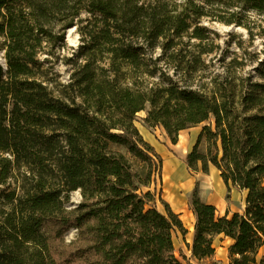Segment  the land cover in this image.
<instances>
[{
	"label": "trees",
	"instance_id": "obj_1",
	"mask_svg": "<svg viewBox=\"0 0 264 264\" xmlns=\"http://www.w3.org/2000/svg\"><path fill=\"white\" fill-rule=\"evenodd\" d=\"M83 1L103 19L101 30L89 35L102 47L83 45L84 63L57 92L38 75L41 44L52 33L36 19L62 1L0 0L6 61L5 72L0 67V186L11 179L19 183L0 191V205L8 208L0 212V264H182L171 235H185L186 229L160 192L148 190L160 178L162 160L135 126L141 111L173 144L180 131L208 123L186 155L187 168L207 173L211 165L226 187L245 192L243 211L222 216L193 193L191 256L211 257L214 238L223 235L232 241L229 264H261L256 256L264 246V83L204 93L170 81L139 91L118 77L123 66L140 71L145 48L158 47L160 40L165 52L175 51L184 37L205 39L195 20L249 30L248 13L264 15V0H185L172 9L165 0ZM104 60L107 68L99 63ZM75 191L81 201L67 209ZM70 229L76 235L66 241Z\"/></svg>",
	"mask_w": 264,
	"mask_h": 264
},
{
	"label": "rangeland",
	"instance_id": "obj_2",
	"mask_svg": "<svg viewBox=\"0 0 264 264\" xmlns=\"http://www.w3.org/2000/svg\"><path fill=\"white\" fill-rule=\"evenodd\" d=\"M61 1L55 10L48 12L39 22L36 19L37 26L42 25L46 31L52 33V39L44 40L41 44L42 51L38 58L41 68L38 75L49 88L57 92L67 86L76 69L84 63L81 54L84 51L82 46L93 43L94 50L102 47L100 40L92 41L89 35H96L103 26L100 22L103 19L98 14L90 12L86 1L81 0L78 4H75L77 1L73 0ZM64 1L68 3H63ZM138 1L146 3L152 0ZM165 1L171 2L168 7L172 9L185 0ZM247 20L249 30L235 25L226 26L210 18L195 20V24L204 29L205 39L199 41L184 37L178 42L175 51L172 48L165 52L161 48L164 41L160 40L158 47L145 48L144 66L141 70H130L123 66L118 82L135 90L149 91L164 87L172 81L179 86L191 87L204 93L210 90L223 91V89L237 92L242 90V86L246 88L255 82L264 83V15L251 11L247 15ZM172 51L175 53L177 51L176 60L180 63L168 57ZM107 61L99 63L107 68ZM192 63L193 69L190 68ZM0 67L5 72L4 38L1 36ZM108 76L109 79L114 77L110 71ZM66 91L69 94L72 93L71 89ZM145 116V111L137 113L135 126L143 139L154 145V149L162 160L160 178L155 176L148 190L160 192L163 201L169 194H175L186 199L187 205L193 193H196L201 201L213 204L219 215L223 212L229 214L243 211L245 192L231 185L226 187L216 168L210 165L207 173H203L200 167L193 171L185 164L186 155L195 144L201 128L208 123H200L180 131L177 142L173 144L164 128L160 125L149 126L143 120ZM204 150L205 144H202L201 151L204 152ZM121 152L125 153L124 150ZM136 167L140 169L141 166L135 162ZM172 170L178 175L177 182L168 177ZM18 185L19 183L16 184L11 179L0 186V191H11ZM80 201V192H72L65 202V207L73 209ZM2 205H0V212L8 209ZM168 206L170 208L169 204ZM155 207L164 213V207L158 199L155 200ZM183 214L181 212V215ZM183 220L185 222L187 220L184 215ZM75 235V229H70L65 234V240L70 241ZM171 236L175 257L182 264H194L189 250L192 240L187 231L185 235H182L174 230ZM257 259L264 260V246L259 249Z\"/></svg>",
	"mask_w": 264,
	"mask_h": 264
},
{
	"label": "crops",
	"instance_id": "obj_3",
	"mask_svg": "<svg viewBox=\"0 0 264 264\" xmlns=\"http://www.w3.org/2000/svg\"><path fill=\"white\" fill-rule=\"evenodd\" d=\"M181 132H180V134H181ZM147 142L153 148H155L154 145L150 141H147ZM166 177H167V175H166ZM166 200H164V201L167 204L170 205V209L175 214H177L179 216L180 221L182 220L181 221L182 222V225L186 229L187 234L190 237V240H192V238H193V227H194L195 218H194V215L192 214V212L190 211L189 206L187 205L186 199H182L181 197H179V196H177L175 194H171V195L169 194L167 196V199ZM208 204H210V203H208ZM211 205H213V204H211ZM181 212L184 213L183 215L187 219L186 222L183 220V215H181ZM225 213L226 212H223V213H220V215H219L217 213V210H216V215H218V216H222ZM232 213H234V212H230L229 215H231ZM231 243H232V241L229 238H226L223 235H218V236H216L214 238V241H213V246L215 248L214 254L211 257L204 258V259H201V260H197V259H195V258H193L191 256L192 257V262L194 264H211V263H214V262H217L218 264H229L230 263V260H229L228 247H229V245ZM258 255H259V250H258V253H257L256 258H258ZM261 264H264V260H263V262Z\"/></svg>",
	"mask_w": 264,
	"mask_h": 264
},
{
	"label": "bare ground",
	"instance_id": "obj_4",
	"mask_svg": "<svg viewBox=\"0 0 264 264\" xmlns=\"http://www.w3.org/2000/svg\"><path fill=\"white\" fill-rule=\"evenodd\" d=\"M172 169H173V168H172ZM173 170H174V169H173ZM173 170H172V172L169 173L168 176L170 177V179H171L172 181L177 182V181L179 180V178H177L178 175H177V173H174ZM173 179H174V180H173Z\"/></svg>",
	"mask_w": 264,
	"mask_h": 264
}]
</instances>
